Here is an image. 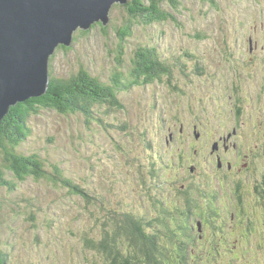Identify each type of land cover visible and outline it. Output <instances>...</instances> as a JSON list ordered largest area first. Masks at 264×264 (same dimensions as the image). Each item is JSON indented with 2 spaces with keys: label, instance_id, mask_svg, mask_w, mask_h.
I'll return each mask as SVG.
<instances>
[{
  "label": "rangeland",
  "instance_id": "374dc122",
  "mask_svg": "<svg viewBox=\"0 0 264 264\" xmlns=\"http://www.w3.org/2000/svg\"><path fill=\"white\" fill-rule=\"evenodd\" d=\"M176 1L177 6L173 9L168 0L158 1V5L168 9L166 12H170L174 19L168 17L148 26L138 23L130 25L129 34L123 38L124 54L121 58L128 70L132 66L129 58L134 49L145 43L156 46L159 59L167 57L171 61V58L178 57L186 62L185 53L188 52L196 56V59L186 63L188 68L196 70L195 73L187 70L193 81L185 83L182 74L174 70L169 80L171 86L181 91L174 90L166 76L147 85L135 84L121 93L119 97L124 111L117 113V117L126 122L125 132L129 134L130 143H127L125 132L115 130V133L106 134L97 123L88 125L83 116L66 114L48 106L39 107L37 114L28 116L26 124L29 131L18 150L38 154L45 162V169L57 164L63 176L74 178L73 183L91 196L101 198L110 209L149 212L147 190L150 189L152 193H159L165 202L174 201L181 218H185L187 209L182 204L184 199L177 192L181 183L190 185L188 190L193 197L214 200L216 205L226 203L228 198L233 197L236 199L234 206L227 203L226 207L214 208L211 205L206 209L211 217L210 227L221 234L222 239L233 241L238 236V230L232 223V218L239 213L236 209L251 218L261 217L253 223L242 221L238 226L241 233L239 239L247 254L233 260H227L224 254L221 262H218V256L210 253L202 256L196 264H211L214 261H217L214 264H260V261L264 262V248L260 252L263 259L250 248L257 244L255 238L260 235V225L264 227V200L255 190L256 187L253 188L255 181L260 182V174L264 175V0H213L210 4L208 0ZM126 8V5L114 1L109 9L107 24L97 20L88 29L78 27L73 31L69 46L59 43L49 55V78H70L84 68L92 76L107 80L112 76L113 65L122 68L115 60L119 41L117 30L134 19L130 18ZM196 33L204 39L193 37ZM219 35H226L230 53L236 61L244 55L249 59L246 68L251 78L259 79L258 84L255 81L246 84L243 75L237 77L227 72L230 61L225 59L228 54H218L224 45ZM235 35L239 36L236 41L233 40ZM253 46L258 50L255 51ZM160 51L163 52L161 55ZM236 61L232 59L230 62L234 63L232 70L237 67ZM141 70V67H137L136 72ZM202 71L205 74L197 75ZM235 77L243 83L234 86ZM235 89L242 90V111L236 110L240 104L227 107L231 113L236 111L235 121L239 126L233 134V123L230 124L226 118V126L230 124L228 127L232 134L229 138L224 135L219 139L223 130H219L217 122L222 118L226 101L230 102V93L235 98L240 94ZM16 104L10 105L9 110ZM98 115L103 119L107 117L104 111ZM195 120L196 127L201 120L200 129L207 131L204 132V137L208 138L206 146L202 145L204 138L193 139V136L196 137L195 129L194 134L189 132ZM225 120L221 119V122L225 123ZM181 123L184 125V138L179 134ZM200 134L199 131V139ZM169 137L174 138V142L164 148L167 153L173 152L172 157L157 153L156 148L144 149L147 140L161 144L162 139L166 141ZM115 140L120 143V148H116ZM226 140L228 143L236 141L232 145H236L235 154H239V159L235 161L233 157L223 155L220 167L214 170L212 160L218 153L214 145L221 147ZM179 148L186 154L178 155ZM160 159H163L164 166L157 169V172L163 171L159 173V179L155 178L146 163L133 172L132 167H136L139 161L156 163L158 167ZM177 173L185 177L176 176ZM218 175L220 177L216 180ZM242 178L250 179V184L238 186ZM12 180L15 181L13 190L0 186V245L7 248L9 263L88 264L93 255L80 254L78 240L80 234L95 228V217L100 216L102 210L97 208L93 213L83 200L46 179L27 177L18 180L13 177ZM208 181L216 190L221 188V192L215 193L210 189L206 199L199 195L197 187L204 188ZM27 199H30L32 206H26ZM118 199L122 200L120 206L117 205ZM168 205L171 217L174 207L170 202ZM203 205L206 206V203ZM40 208L42 212L36 210ZM193 209H199V204H193ZM30 212L36 214L34 220L28 216ZM234 222L237 224V221ZM222 223L228 229L226 235L222 234ZM202 252L206 253L207 250L196 249L194 253L201 255ZM231 254H236V251ZM167 256L171 257V253L167 252ZM189 259L192 263L197 262L195 256Z\"/></svg>",
  "mask_w": 264,
  "mask_h": 264
},
{
  "label": "trees",
  "instance_id": "16d2710c",
  "mask_svg": "<svg viewBox=\"0 0 264 264\" xmlns=\"http://www.w3.org/2000/svg\"><path fill=\"white\" fill-rule=\"evenodd\" d=\"M158 1L129 0L124 4L127 7L126 10L130 13V18L134 19H130L127 26L125 25L117 30L119 41L115 60L118 63L117 65L122 68H118L115 66L116 64L113 65L112 76L110 75L107 80L92 76L84 68H80L70 78L58 79L50 76L46 93L40 97L28 98L12 106L0 124V186L13 190L15 188L13 177L18 180H25L27 177H33L35 180L42 178L52 182L54 185L58 184L66 188L69 193L83 200L84 204L93 213L97 208L102 210V214L95 217V228L91 232L80 234L78 240V245L81 247V252L79 251V253L93 255L92 260L88 264H168V261H171V264H187L188 258L193 255V250L196 246L193 235L197 232L195 228L197 220L215 202L206 198L211 186H213L208 181L204 188L197 187L199 195L207 200L193 197L188 190L190 185L182 186L178 189L177 192L182 194L181 199H184L182 204L187 209L185 218H181V212L175 208L174 201L165 202L164 199L160 198L159 193H152L150 189L147 190L150 200V205L147 207L149 212L132 213L131 210L126 212V210L119 208L110 209L101 198L91 196L81 186L73 183L75 182L74 178L63 176L62 170L57 164L49 167V170L45 169V162L40 159L38 154L23 153L18 150L20 143L27 137L29 131V126L26 124L27 118L30 114H37L39 107L51 106L64 111L66 114L72 113L78 117L83 116L88 125L91 122L97 123L106 134L115 133V130L122 132H125V129L127 130L126 122L117 117V113L124 111V105L119 95L135 84L147 85L148 83L156 82V80L161 81L166 76L169 80L173 76V71L177 70L173 66V58H171V61L167 57L163 59L160 57L159 59V55L156 53V46L149 43L139 44L134 49L132 57H128L132 64L131 67H128V70L123 66L121 58L124 54L123 38L129 34V28L132 23L148 26L167 20L168 17L175 18L170 12H166L168 9L161 8L158 5ZM201 1L205 2L206 0ZM168 2L171 5V9L175 8L178 3L176 0H168ZM207 3L210 4V1L208 0ZM102 28L105 29V27ZM222 36L226 39V35ZM193 37L204 39L201 34L197 33L193 34ZM219 37L221 39V35ZM162 53L160 51V55ZM225 59L228 60V58ZM189 61L188 59L184 62V67L187 70L192 69L186 65ZM235 61L236 59H234ZM233 64L229 62L230 69L227 72H231L237 77L241 75H243V78L250 76L246 66L238 63L239 65L236 64V69L232 70ZM137 67H141L142 70L136 72ZM202 73L205 74V71ZM190 79L185 78V83H189ZM169 83L171 86V81ZM239 83H242V80L237 78V84ZM171 87L174 90H179L174 86ZM237 90L236 92H238ZM242 99V94H239L235 102L240 104L236 106V110H239L240 113L243 105L241 104ZM101 111H104L107 115L106 118L99 117L98 113ZM125 134L127 143H130L127 131ZM151 141L153 140H147V144L144 147L145 150L154 147V143ZM114 144L116 148H120V143L116 140ZM182 153V151L178 150V155ZM159 154L170 157L174 155L171 151L167 153L165 148L159 151ZM168 160L171 161V158H168ZM215 161L216 157L214 156L213 162L215 163ZM143 163H146L147 168L153 173L155 178L159 176V173L163 172L162 170L157 172V169L164 166L163 159H160L158 167H156V163L148 164L144 160L139 161L138 164H135L136 167H132L134 169L133 172L137 168H142ZM183 165L185 166V160ZM186 167L188 169V165ZM178 175L184 176L180 173L176 174V176ZM259 179L260 182L257 183L255 181L253 188L256 187L255 190L264 200V175L260 174ZM242 183L249 185L248 180L244 178L238 181V186L242 185ZM212 191H214V187ZM29 200L27 199L26 204L28 207L31 204ZM169 202L174 207L172 211L174 215L171 217L168 212ZM204 202L206 206L203 205ZM98 203H100V207L96 206ZM196 203L199 204V209H193V204ZM121 204L122 200L118 199L117 205L120 206ZM213 207L215 208L216 206L214 205ZM36 210L42 212L41 208ZM28 216L34 220L36 214L30 212ZM257 219L260 220L261 218H252L254 222ZM78 233L76 232L75 234ZM167 252L171 253V257L167 256ZM9 258L10 254L7 253V248H2V245H0V264H10Z\"/></svg>",
  "mask_w": 264,
  "mask_h": 264
},
{
  "label": "water",
  "instance_id": "95a60500",
  "mask_svg": "<svg viewBox=\"0 0 264 264\" xmlns=\"http://www.w3.org/2000/svg\"><path fill=\"white\" fill-rule=\"evenodd\" d=\"M114 1L0 0V121L10 105L46 93L49 55L73 31L109 22Z\"/></svg>",
  "mask_w": 264,
  "mask_h": 264
},
{
  "label": "flooded vegetation",
  "instance_id": "af4514ba",
  "mask_svg": "<svg viewBox=\"0 0 264 264\" xmlns=\"http://www.w3.org/2000/svg\"><path fill=\"white\" fill-rule=\"evenodd\" d=\"M210 2H212L213 0H209ZM219 39H220V37H219ZM237 39H239V36L238 35H235L234 36V38H233V40H237ZM220 41L224 44L223 46H222V48H223V50L222 51H220L218 54H219V56H224V55H227L228 56V61H230L231 62V60L233 59V61H234V59L235 58H233L232 57V55H231V53H230V51H231V47H229L228 45H227V40L225 39V37H223V36H221V39H220ZM234 41V42H235ZM226 43V44H225ZM255 45V44H254ZM253 48H254V46H253ZM230 53V54H229ZM185 56L187 57V59H189V60H193V59H196V56L194 55V54H191V53H188V52H186L185 53ZM173 66L179 71V73L180 74H182V76L184 77V78H191L189 75H188V73H187V69L184 67V62L181 60V59H179L178 57H175L174 58V62H173ZM191 71L192 72H194L195 73V69H191ZM203 72V71H202ZM198 73L197 72V75H199V76H202L203 75V73ZM243 79H245V80H247V83L246 84H250L251 82H253V81H255V83L256 84H258L259 82H258V80L259 79H253V78H251L250 76H248V77H246V78H243ZM192 81L193 80H190V82L192 83ZM235 81L237 82V77H235ZM242 83H243V81H242ZM248 86V85H247ZM175 88H177V87H175ZM259 88H260V85H259ZM179 89V88H178ZM176 91H181V89H179V90H176ZM238 92H240V94H242V90H240V89H238L237 90ZM247 96V95H246ZM191 105L193 106V104L191 103ZM205 107H201L200 109H204ZM195 123H196V120L192 123V125L189 127V132L191 133V134H194V132H193V130L195 129V134H197V136L195 137V136H193V139L195 140H201V138H204V143H202V145H204V146H206V144H207V140H208V138H205L204 137V132L205 133H207V131H205V130H203V129H200V127H199V125L201 124V120H199L198 121V123H197V127H196V125H195ZM231 123H233V134H235L236 132V129L238 128V126H239V124L237 123V120L235 121V119H232V120H230V124ZM226 124H227V122H225L224 124H223V128L221 127V125H220V123L219 122H217V125H218V128H219V130H223L222 131V134L219 136V139L220 138H222V137H224V135H225V137L226 138H229L230 136H231V131H230V127H228V126H226ZM199 131H200V139H199V137H198V134H199ZM184 132H185V130H184V125H183V123H181V126H180V129H179V134L184 138ZM173 142H174V140L171 138V137H169V139L167 138L166 139V141H164V143H163V146L164 147H166V146H170L171 144H173ZM201 143V142H200ZM233 143H236V141H232L231 143H228L227 142V140H226V144H223L221 147H219L217 144H215L216 145V147H214L215 149H218V153L215 155V157H216V161H215V163H214V166H213V169L214 170H216V167L217 166H219L220 167V162L221 161H223V158H222V156L223 155H227V156H229V157H233L234 159L239 155V154H235V151H236V145L234 144V145H232ZM232 145V147H230ZM232 155V156H231ZM242 155V154H241ZM213 161V160H212ZM213 165V164H212ZM227 169V168H226ZM221 170H224V168H222L221 167ZM217 177H220V175H218V176H216V178ZM182 186H185V184L184 183H181V187Z\"/></svg>",
  "mask_w": 264,
  "mask_h": 264
},
{
  "label": "bare ground",
  "instance_id": "6f19581e",
  "mask_svg": "<svg viewBox=\"0 0 264 264\" xmlns=\"http://www.w3.org/2000/svg\"><path fill=\"white\" fill-rule=\"evenodd\" d=\"M256 49H258V48H256ZM47 91V90H46ZM181 156V155H180Z\"/></svg>",
  "mask_w": 264,
  "mask_h": 264
}]
</instances>
